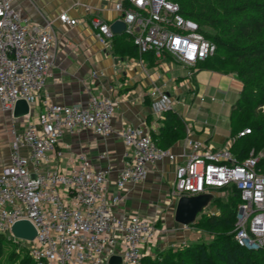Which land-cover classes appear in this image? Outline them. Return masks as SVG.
Wrapping results in <instances>:
<instances>
[{
  "label": "built area",
  "instance_id": "built-area-1",
  "mask_svg": "<svg viewBox=\"0 0 264 264\" xmlns=\"http://www.w3.org/2000/svg\"><path fill=\"white\" fill-rule=\"evenodd\" d=\"M115 9L122 15L125 32L139 54L156 59L172 57L194 69L212 58L216 45L201 25L183 16L171 0H122ZM60 21L75 25L64 13ZM97 38L107 46L113 33L109 24L94 20ZM53 25L33 26L14 0H0V107L13 114L18 101L29 106L45 88L54 63L51 53ZM193 71V70H192ZM96 76V73H94ZM153 108L157 113L172 109L173 99L155 87ZM115 100L91 97L86 105L48 104L36 122L29 120L15 132L10 164L0 170V234L20 239L29 247L36 264H110L114 256L122 264H144L145 248L156 237L153 221L145 216L115 210L129 185L147 179L149 165H175L172 196L196 197L235 188L240 195L235 223V241L247 250L264 247V154L239 161L230 148L213 149L193 139L188 131L182 153L161 148L146 125L114 127ZM80 129L101 136L118 133L131 154L119 171L115 192L110 191L109 171L95 168L90 160L68 171L47 168L51 160L64 157L61 139ZM251 133L239 132V137ZM29 222L36 230L21 239L13 227Z\"/></svg>",
  "mask_w": 264,
  "mask_h": 264
},
{
  "label": "crops",
  "instance_id": "crops-1",
  "mask_svg": "<svg viewBox=\"0 0 264 264\" xmlns=\"http://www.w3.org/2000/svg\"><path fill=\"white\" fill-rule=\"evenodd\" d=\"M120 1L14 0V5L23 10L33 26L41 27L52 22L54 35L51 53L54 63L45 88L32 104L33 113L29 117L14 118L12 113L0 107V170L10 164L14 133L22 131L27 121L36 122L39 112L52 103L86 105L91 97L110 96L116 103L113 120L116 130L128 124L146 125L151 132L158 133L164 113H157L153 108L156 98L151 93L155 87L173 99L171 110L185 123V137L170 147L174 152L182 153L188 131L193 139L204 141L216 150L233 144L230 111L226 116L229 123L226 133L215 125H209L206 120L201 121L202 113L184 117L174 106L184 103L188 95L193 96V104L197 99L203 102L209 92L211 99L222 100V104L227 103L232 93L235 94L231 108L240 96L243 83L235 75L221 74L211 69L192 71L171 60L173 58L170 56L148 59L141 55L130 57L123 54L115 46V41L121 39L129 42L125 31L115 33L111 30L113 36L108 45L101 44L93 21L102 20L110 27L122 21V15L115 9ZM64 13L76 20V24L61 22L60 15ZM210 113L207 114L209 117ZM60 148L64 157L51 160L47 168L68 171L83 156L95 168L109 171L111 192L116 191L115 181L119 171L130 160L125 154L132 153L118 133L105 137L85 129L65 133ZM174 168L175 165L168 162L149 165L147 179L140 184L127 186L122 192L123 200L115 209L117 213L128 212L155 219L164 214L168 203L171 205L169 212L176 213L178 200L172 196ZM146 248V254L152 255L150 245Z\"/></svg>",
  "mask_w": 264,
  "mask_h": 264
},
{
  "label": "trees",
  "instance_id": "trees-1",
  "mask_svg": "<svg viewBox=\"0 0 264 264\" xmlns=\"http://www.w3.org/2000/svg\"><path fill=\"white\" fill-rule=\"evenodd\" d=\"M171 1L179 4L183 16L201 25L205 36L216 45L217 52L220 50L223 53V58H217L219 67L203 68L235 75L243 83L239 98L230 108L231 136L235 137L230 150L242 161L249 156L245 154L248 147L252 146L254 152L264 149V140L260 142V138L264 136V0ZM205 27L213 29L214 33L208 32ZM127 38L129 42L118 39L115 46L123 54L139 57L133 40L128 35ZM141 57L155 58L152 53L143 54ZM244 129H250L251 133L239 137V132ZM185 131L182 118L168 110L164 112L158 133L152 132V135L159 147L170 148L185 137ZM253 137L255 139L252 140ZM226 191L234 193L229 203L221 204L219 214H212L203 221V226L215 230L219 237L217 245L211 247L210 253L202 259V264H264V247L255 251L244 249L235 241V232L233 235L226 233L235 228L241 203L239 192L235 188ZM5 237V234H0V247ZM192 253L198 257L197 248L193 249ZM148 259L149 255H145L143 263L146 264ZM30 260L31 264H36L31 256ZM167 264L180 262L173 259Z\"/></svg>",
  "mask_w": 264,
  "mask_h": 264
},
{
  "label": "rangeland",
  "instance_id": "rangeland-1",
  "mask_svg": "<svg viewBox=\"0 0 264 264\" xmlns=\"http://www.w3.org/2000/svg\"><path fill=\"white\" fill-rule=\"evenodd\" d=\"M205 29L214 33L213 29L205 27ZM223 58V53L218 50L217 55L204 63L195 66L193 71L203 67L217 68V58ZM174 60V59H171ZM186 73V71H183ZM207 94L210 95L208 92ZM205 98V100H196L193 104V96L188 95L184 103L177 104L174 109L182 116L196 115L199 112L204 115L200 117L201 121L206 120L209 125H215L220 131L228 132L229 123L226 120V116L230 111V103L234 101L235 94H231L227 99L226 104H222V100H214L211 97ZM222 97H219V99ZM201 103V104H200ZM193 104V105H192ZM192 105V107H191ZM211 111V113H210ZM210 113V117L207 115ZM222 116V118H220ZM224 116V117H223ZM241 130V129H239ZM238 130V131H239ZM235 137L231 139L233 143ZM255 137L252 138V140ZM264 140V136L260 138V142ZM232 146V144H231ZM245 154L256 155L264 154V149H258L253 151L252 146L248 147ZM234 193L232 191L217 192L212 195V199L197 215L195 221L189 225H181L175 221V212H169L171 205L168 203L165 207L164 214L158 218L151 219L156 228V237L151 242L150 253L148 262L146 264H159V263H171L173 259L179 261L180 264H202V259L210 253V248L217 245L218 234L215 230L206 228L203 226V221L212 214H219V207L221 204L229 203V199ZM235 228L226 232L228 235H233ZM148 247V246H147ZM198 249V257H195L192 250ZM148 248H146L147 251ZM1 256L0 264H31L29 247L24 241L15 239L11 235H6L4 241L1 243ZM164 260V261H163Z\"/></svg>",
  "mask_w": 264,
  "mask_h": 264
},
{
  "label": "water",
  "instance_id": "water-1",
  "mask_svg": "<svg viewBox=\"0 0 264 264\" xmlns=\"http://www.w3.org/2000/svg\"><path fill=\"white\" fill-rule=\"evenodd\" d=\"M126 25L123 21H118L111 26V30L115 33L124 32ZM29 115V106L24 100L17 102L13 111L14 118H23ZM212 199V194H205L196 197H181L178 200L175 220L182 225L193 223L197 215ZM13 233L21 239L33 238L36 234L35 228L27 221H21L14 225ZM110 264H122L121 257L114 256L110 259Z\"/></svg>",
  "mask_w": 264,
  "mask_h": 264
}]
</instances>
